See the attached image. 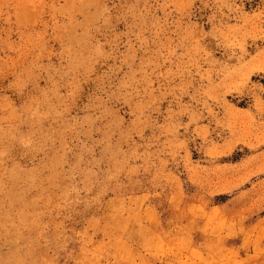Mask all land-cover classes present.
I'll return each mask as SVG.
<instances>
[{"label": "rangeland", "instance_id": "374dc122", "mask_svg": "<svg viewBox=\"0 0 264 264\" xmlns=\"http://www.w3.org/2000/svg\"><path fill=\"white\" fill-rule=\"evenodd\" d=\"M0 264H264V0H0Z\"/></svg>", "mask_w": 264, "mask_h": 264}]
</instances>
